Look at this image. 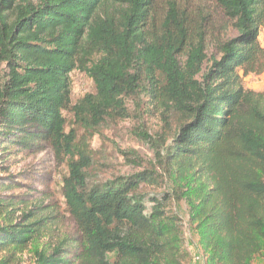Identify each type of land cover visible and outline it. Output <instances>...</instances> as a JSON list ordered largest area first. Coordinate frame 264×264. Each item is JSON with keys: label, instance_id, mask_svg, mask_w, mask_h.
Returning <instances> with one entry per match:
<instances>
[{"label": "trees", "instance_id": "1", "mask_svg": "<svg viewBox=\"0 0 264 264\" xmlns=\"http://www.w3.org/2000/svg\"><path fill=\"white\" fill-rule=\"evenodd\" d=\"M212 1L235 32L216 42L206 16L175 0L161 19L158 0H0V158L45 145L68 158L63 207L0 194V264H189L188 236L204 264L264 258V90L242 83L264 72V0ZM210 42L218 55L204 67ZM75 69L95 91L71 104ZM149 109L161 120L152 133ZM66 110L88 133L135 114L150 171L92 170Z\"/></svg>", "mask_w": 264, "mask_h": 264}, {"label": "rangeland", "instance_id": "2", "mask_svg": "<svg viewBox=\"0 0 264 264\" xmlns=\"http://www.w3.org/2000/svg\"><path fill=\"white\" fill-rule=\"evenodd\" d=\"M180 8H187V13L191 18H195V13L200 12L207 21L205 23L208 30L209 39L216 40L235 34L229 27V21L225 18L222 11L216 7L212 0H175ZM163 0H158L156 7L157 15L161 19L164 16V9L161 6ZM159 19V20H160ZM198 21H202L199 16ZM260 45L264 47V27L261 28L258 38ZM215 43L210 42L207 47V61L204 67L210 64V58L217 56ZM3 65H0V69ZM71 84V104L78 101L84 94L93 93L95 84L84 72L73 70L69 74ZM242 83L245 88L255 91L264 90V72L260 74H248L242 77ZM66 120V130L75 128L77 140L81 138L86 141V148L94 158V167L96 172L105 177H112L122 174L144 173L147 174L151 168V157L153 156L151 148L143 143L136 130L140 127L136 115L118 120L110 128H104L100 133H88L82 127L76 125L71 113L63 111ZM143 123L145 130L149 133L156 132L161 127V120L158 111L155 109L145 110L143 114ZM10 155L5 163L4 157L0 158V164L8 166L7 172L0 173V183L9 184L13 182L17 187L10 191L1 190L0 194L5 196L17 195L20 198L37 197L45 202H55L63 207L62 178L67 173V157L56 156L52 149L46 145L39 151L18 150L17 147L9 148ZM136 152L140 157L137 160L129 159L124 152ZM1 157V156H0ZM135 161V162H132ZM137 163V164H135ZM156 165V163H155ZM159 174L163 175L162 168H159ZM159 178L158 176L155 177ZM164 180V179H163ZM3 182V183H2ZM2 186V185H1ZM158 182H152L145 185L148 191H157ZM20 198L18 200H20ZM175 211L181 216H186V207L183 202L175 205ZM69 230H72V223L66 222ZM190 250L193 254L201 255L200 249L195 237L188 236ZM22 263L29 258L28 253L22 256ZM257 264H264V258L258 259Z\"/></svg>", "mask_w": 264, "mask_h": 264}, {"label": "built area", "instance_id": "3", "mask_svg": "<svg viewBox=\"0 0 264 264\" xmlns=\"http://www.w3.org/2000/svg\"><path fill=\"white\" fill-rule=\"evenodd\" d=\"M189 264H204L202 255H196L192 253Z\"/></svg>", "mask_w": 264, "mask_h": 264}, {"label": "crops", "instance_id": "4", "mask_svg": "<svg viewBox=\"0 0 264 264\" xmlns=\"http://www.w3.org/2000/svg\"><path fill=\"white\" fill-rule=\"evenodd\" d=\"M258 259H263V257H258V258L255 260V264H257Z\"/></svg>", "mask_w": 264, "mask_h": 264}]
</instances>
